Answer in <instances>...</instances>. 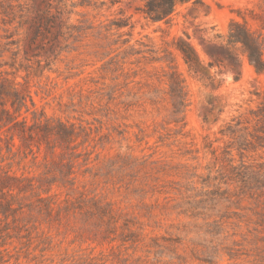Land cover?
Returning <instances> with one entry per match:
<instances>
[{
    "label": "rangeland",
    "instance_id": "1",
    "mask_svg": "<svg viewBox=\"0 0 264 264\" xmlns=\"http://www.w3.org/2000/svg\"><path fill=\"white\" fill-rule=\"evenodd\" d=\"M147 2L0 0V264H264V0Z\"/></svg>",
    "mask_w": 264,
    "mask_h": 264
},
{
    "label": "trees",
    "instance_id": "2",
    "mask_svg": "<svg viewBox=\"0 0 264 264\" xmlns=\"http://www.w3.org/2000/svg\"><path fill=\"white\" fill-rule=\"evenodd\" d=\"M189 1L191 0H148L142 11L147 18L154 22L163 20L168 21L174 14L179 4L187 3ZM126 25L127 24L119 23L117 24V28H123ZM234 25H237V22H233V26ZM221 47L223 52H211L210 55L215 60L210 63L211 65H214V63L220 64L224 60H227L232 65L241 68V62L236 52L239 48H242L243 52L248 57L249 62L254 66L256 72L258 74L264 73V58L262 49L244 27H242L240 32H232L231 28L226 45H221ZM181 50L184 53L185 61L190 67H192L193 56L190 52L191 50L183 46H181ZM240 77L241 73H238L235 79L238 81Z\"/></svg>",
    "mask_w": 264,
    "mask_h": 264
}]
</instances>
